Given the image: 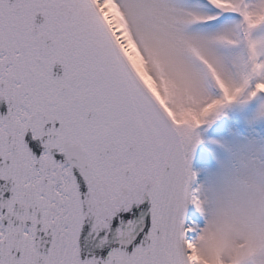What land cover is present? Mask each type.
Returning a JSON list of instances; mask_svg holds the SVG:
<instances>
[{
    "label": "snow or ice",
    "instance_id": "6c2138e0",
    "mask_svg": "<svg viewBox=\"0 0 264 264\" xmlns=\"http://www.w3.org/2000/svg\"><path fill=\"white\" fill-rule=\"evenodd\" d=\"M226 259L264 264V0H0V264Z\"/></svg>",
    "mask_w": 264,
    "mask_h": 264
},
{
    "label": "clouds",
    "instance_id": "9594fccd",
    "mask_svg": "<svg viewBox=\"0 0 264 264\" xmlns=\"http://www.w3.org/2000/svg\"><path fill=\"white\" fill-rule=\"evenodd\" d=\"M240 243H242V242L241 241H237V243H236L235 247L233 248V250L228 252V253H226V256H229V255L230 256H235V255H237L239 253ZM204 255H205V257H209V252H208L207 247L205 248ZM225 264H232V260L226 259Z\"/></svg>",
    "mask_w": 264,
    "mask_h": 264
}]
</instances>
